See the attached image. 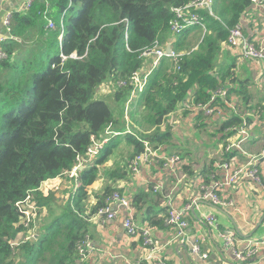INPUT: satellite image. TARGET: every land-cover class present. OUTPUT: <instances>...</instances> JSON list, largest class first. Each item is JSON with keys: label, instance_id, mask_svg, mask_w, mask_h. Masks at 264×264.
<instances>
[{"label": "trees", "instance_id": "trees-1", "mask_svg": "<svg viewBox=\"0 0 264 264\" xmlns=\"http://www.w3.org/2000/svg\"><path fill=\"white\" fill-rule=\"evenodd\" d=\"M188 1L32 0L25 12L12 13L11 37L0 44L5 55L0 59V264H78L76 245L88 231L90 217L107 206L114 184L131 173L129 163L144 151L143 142L153 151L165 146L171 133L168 126L159 129L162 121L180 104L186 110L188 97L193 104L206 103L230 78L223 66H217V57L250 0H214L212 15L199 12L202 26L187 29L171 42L173 51L184 55L179 69L162 58L128 112L124 106L130 87L111 86L108 92L120 115L97 97L105 82L127 80L135 72L142 75V52L156 39L162 43L171 38L172 9ZM48 20L54 28L48 27ZM191 33L193 39L188 37ZM194 41L197 48L192 50ZM72 53L86 55L60 63V55ZM217 104L224 107L221 101ZM137 107L148 114L136 115L138 129H126L125 113L131 119ZM206 118L197 113V126ZM147 121L153 131L143 129ZM120 124L125 129L120 130ZM241 124L237 115L227 117L221 124L226 130L223 140L235 135L231 128ZM106 131L112 135L98 156L78 171V185L72 182L68 198L51 191L43 196V183L69 172L91 145V137L101 140ZM121 143L132 153L117 159ZM232 154L222 158L229 160ZM102 176L103 192L90 194L88 187ZM28 196L51 216L35 240L27 232L34 222L25 228L16 205ZM91 197L95 202L89 209ZM19 234L21 242L12 246Z\"/></svg>", "mask_w": 264, "mask_h": 264}, {"label": "crops", "instance_id": "crops-1", "mask_svg": "<svg viewBox=\"0 0 264 264\" xmlns=\"http://www.w3.org/2000/svg\"><path fill=\"white\" fill-rule=\"evenodd\" d=\"M27 1L32 0H0V44L3 42L2 40L8 38L6 29L3 26L5 15L15 11L25 12L26 7L24 4ZM252 9L257 11L250 5L249 9L245 11L246 15L241 18L239 25L248 40L256 45L264 46V17L260 14L257 19L249 18L248 14ZM170 37L162 42V47L165 51L168 46L173 51L171 42L174 41V37L178 36L171 34ZM188 37L193 39L192 33ZM196 47L197 44L194 41L192 50H195ZM218 57L217 66H223L230 75V78L216 90H224L226 92L227 107H220L218 113L206 116L204 125L198 127L195 122V116L199 113L197 111L199 103L193 104L191 98L188 97V100L186 99L184 102L187 109L183 108L182 117L185 121L181 122V135L177 137L173 130L171 133L172 138L177 141L183 140L186 125H191L200 129L199 135L202 140L216 137L217 141L223 142L225 146L229 140H236L237 136L233 135L226 139L227 141L223 140L226 130L223 132L221 129L222 122L232 114L237 115L242 120L247 119L249 121L246 128L248 135L241 143V151H235L232 154L235 158H232L231 161L237 164H246L249 161H253L264 183V157H262L264 147V65L260 61L243 59L237 50L228 47L226 41L221 43ZM143 59L142 72L152 71L154 69L152 68L153 57L148 56ZM108 83L112 84L113 90L115 89L116 83L108 81L104 84V91L97 95L99 99H106L110 96L105 95L107 94L106 92H109ZM232 88L235 89L233 92H231ZM211 95H209V98ZM107 101L115 114L120 115L121 109H118L114 102ZM124 107L126 108L125 112L130 110L128 109L130 107L129 104L127 107L125 104ZM142 112V108L137 107L131 119L125 115L126 129H138L134 120L136 115L138 117L142 116ZM174 112H177V110ZM143 126L146 127V130H149L151 123L148 121L143 122ZM119 128L120 130L125 129L123 124H120ZM122 144L125 143L120 145ZM172 147L171 145L169 149L167 145L161 146L159 152L162 155L171 156L174 154L179 155L181 150L193 149V147L181 149ZM223 147L221 157L220 152L218 154V149L215 152H211L209 156H205L202 162H181L182 166L186 165L189 167L190 170L187 173L178 172V169L176 172L164 170L157 164L158 162H150V166L141 164L137 174L133 175L130 173L126 179L116 182L113 192L126 196L131 202V207L127 209L117 203H112L110 209L115 212L113 219L108 220L104 216L98 215L90 217L86 233L92 241L94 252L82 261L79 259L78 264H134L143 262L144 253L139 239L128 236L123 226V222L128 215L132 217L134 224L138 228H149L151 237L156 247L159 248V255L164 264H241L235 260L231 251L224 246L218 237V231L222 230H233L236 232V245L242 251L246 249L248 242H261L257 253L244 264H264V187L256 185L248 179L242 181L236 188H229L220 194L224 201L231 203L230 206L225 207L214 206L208 201L198 199L202 182L208 183L210 181L209 177L212 175L221 181L225 177L226 171L214 166L216 160L224 156ZM131 153L132 148L129 147L125 154ZM199 154L200 151L197 152V157ZM178 155L176 156L180 158L181 156L179 155V157ZM112 160L106 164L107 167L112 166ZM58 182L60 184L59 187H57ZM72 182L66 175L48 180V183L54 184L48 185L49 188L47 190L54 192L57 197H64L66 200L73 189ZM54 185L55 187L53 188ZM155 185H160L158 192L151 191V187ZM105 187L104 176H102L90 185L87 191L90 194L100 195ZM45 189L46 187L44 186L42 191ZM66 189H69L68 193H66ZM42 195L47 196L48 194L46 195V193L42 192ZM191 198L196 199V201L186 216L188 222L185 233L186 238L183 242H180L175 236V231L164 224V218L170 205L176 209H181ZM94 202V198L91 197L88 202L89 209ZM208 215H212L215 218V227H209L205 224V217ZM194 241L198 242L201 253L207 256L206 259L191 253V245Z\"/></svg>", "mask_w": 264, "mask_h": 264}, {"label": "built area", "instance_id": "built-area-1", "mask_svg": "<svg viewBox=\"0 0 264 264\" xmlns=\"http://www.w3.org/2000/svg\"><path fill=\"white\" fill-rule=\"evenodd\" d=\"M31 1H27L25 6H30ZM250 4L257 9V11L264 17V0H250ZM213 0H189L184 6L173 8L172 12L174 13V18L169 22V31L173 36L182 35L187 29L195 26H202V18L199 15L200 11H206L212 15ZM22 11V10H21ZM12 13H7L3 19V26L6 29L7 37H11L10 24H11ZM48 27L50 29L54 28V24L51 20H48ZM60 35L58 40L61 41L63 37V23L60 21ZM126 40V37H125ZM3 41V40H2ZM228 47L230 49L237 50L239 55L246 60L260 61L264 65V46L254 44L252 41L248 40L243 34L242 28L240 25H235L233 28L229 29V33L226 39ZM78 57L75 53H72L68 56L60 55V63L63 64L66 59H81L85 56ZM141 56L148 57L152 56V68H155L158 65V62L162 58H168L176 65V70L179 69L178 64L183 59L182 53H176L166 51L162 47L159 39H156L152 47L147 48L142 52ZM5 55L0 51V59L4 58ZM143 68H141V72ZM151 70L146 73L142 72L140 75L138 72L133 73L127 80H118L115 82V86L118 88L130 87L131 92L128 97L127 105L132 101V99L140 93L145 87L147 77L150 74ZM108 91H110L112 84L108 83ZM104 91V83L100 86ZM108 93V92H106ZM226 92L224 90H218L208 99L206 103H199L197 105V111L202 112L205 116H211L215 113H218L220 106L218 102H222L226 106ZM214 104V105H212ZM227 107V106H226ZM248 123L246 119L242 120L240 127H232L231 131H235L236 140H229L226 145L223 147V155L234 154L235 151H241V143L246 139L248 133L246 128ZM112 133L106 131L104 137L101 140H96L93 136L91 137V145L86 149L84 156H78L76 158V164L70 172L65 173V175L73 181L75 186L78 185V171L81 170L85 164L91 163L94 160L100 151L103 149L104 145L108 142ZM144 151L133 158L129 163L130 171L133 175L139 172V166L141 164L156 163L160 165L161 169L168 171H176L177 164L180 161L176 155L165 156L158 154L151 149L148 143L143 142ZM264 157V147L263 154ZM235 156H231L229 160L220 158L219 164L217 165L220 169L226 171L223 181L217 179L214 175L209 177V182H202L199 188L198 199L208 201L214 206H230V202L223 200V197L220 194L224 193L229 188H236L242 181L248 179L256 185L264 187L262 177L259 173V170L253 161H249L246 164H237L232 162L231 159ZM151 162V163H150ZM160 185H155L151 187L152 192H158ZM196 199L191 198L188 200L181 209H176L174 206L170 205L167 209V214L164 218V224L167 227L172 228L175 231V236L180 242H183L186 238V229L188 227V222L186 216L188 212L195 205ZM107 206L101 208L96 215L105 217L106 219H113L115 212L110 209L112 203H117L119 206L130 209L131 202L125 196L121 195L118 192H113L106 199ZM18 211L21 214L19 219L22 221L23 226L28 228L33 220L37 216L35 201L31 197H26L24 202H19L16 204ZM28 213V214H27ZM205 224L209 227H215V218L212 215L205 217ZM125 232L130 237H137L141 243V248L143 250V262H136L134 264H164L161 256L159 255V248L156 247L154 241L151 237L149 228L141 227L138 228L131 216H127L123 222ZM218 237L223 242L224 246L227 247L235 260L241 264L246 263L251 259L258 250V246L261 242L252 241L248 242L245 250H239L237 247V234L233 230H222L218 231ZM32 238V235H31ZM18 243H13L12 246L17 245ZM76 251L79 256V259L82 261L86 257L90 256L94 252L92 246V241L89 235L86 233L76 245ZM191 253L197 255L203 259H206V254L201 253L200 246L197 241H194L191 245Z\"/></svg>", "mask_w": 264, "mask_h": 264}, {"label": "rangeland", "instance_id": "rangeland-1", "mask_svg": "<svg viewBox=\"0 0 264 264\" xmlns=\"http://www.w3.org/2000/svg\"><path fill=\"white\" fill-rule=\"evenodd\" d=\"M249 18L251 19H257L260 16V13L254 9H252L249 12ZM197 48V47H196ZM219 59V57H217V60ZM107 83V82H105ZM104 83V84H105ZM105 95H109L108 93ZM105 101L109 100L111 101L110 96L107 97L106 99H104ZM188 100V98H187ZM108 102V101H107ZM110 106V104H108ZM181 106H183V104H180L177 107V112H174L173 114L169 115L168 117L165 118V120L162 121V125L159 128L161 131H165L166 127L168 126V129L170 130V133H172V131L174 130V134L177 137H180L181 135V122L185 121V119L182 117L183 113H184V109H178ZM130 109V107L128 108ZM146 114H148L147 112H142V117H144ZM125 115L128 117V115L125 113ZM146 127L143 126V129H145ZM153 129V127H150L149 130L146 131H151ZM153 131V130H152ZM200 133V129L196 128V127H192L191 125H186L185 127V136L183 140L177 141V140H173L172 135H171V139L169 142L166 143V145L168 146V148L170 149L171 145L173 146L172 148L174 149H181V148H191L193 147L192 150H181L179 151V156L178 154H174V155H178L180 157V161L177 164V168L178 172H183V173H187L189 169L188 166L186 165H181L180 163H191L193 161H203V158L205 156H209L211 154V152H215L216 150L219 149L218 154L220 152V157L222 156V147L223 142L221 141H217L216 137L214 138H209L207 140H202V138L199 135ZM227 141V140H226ZM220 145V146H219ZM130 146L127 144H122L119 146L118 148V152L116 155V158L119 159L121 157H125L127 156V154H125V152L127 151V149ZM161 147V146H160ZM160 147H158L155 151L158 154H161L160 151ZM200 151L199 156L197 157V152ZM169 156V155H167ZM172 156V155H171ZM215 160V159H214ZM220 158H218L214 164V166H217L219 164ZM75 165L72 166V168L70 169V171L73 169ZM69 171V172H70ZM176 172V171H175ZM54 184V183H53ZM52 183H48V180L46 182L43 183V187L45 186L46 189L43 190L42 192L46 195L50 192V190L48 191L47 189L49 188L48 185H53ZM59 182H58V186L59 187ZM55 187V185L53 186V188ZM69 192V189H66V193ZM56 204V203H55ZM37 211V216L36 218L33 220L34 222V227H32L30 229V231H27L28 233H30V240L32 239H36L38 235V230L42 225H45L47 222H49L51 216L50 214L47 212L46 208H36ZM39 213V216H38ZM28 214V213H27ZM22 234H19V236H17L16 240L13 243H20L22 239ZM32 235V238H31ZM24 239V238H23ZM257 240V239H256ZM12 243V244H13Z\"/></svg>", "mask_w": 264, "mask_h": 264}, {"label": "water", "instance_id": "water-1", "mask_svg": "<svg viewBox=\"0 0 264 264\" xmlns=\"http://www.w3.org/2000/svg\"><path fill=\"white\" fill-rule=\"evenodd\" d=\"M170 50H171V49H170V46H168V47L166 48V52L169 53Z\"/></svg>", "mask_w": 264, "mask_h": 264}, {"label": "bare ground", "instance_id": "bare-ground-1", "mask_svg": "<svg viewBox=\"0 0 264 264\" xmlns=\"http://www.w3.org/2000/svg\"><path fill=\"white\" fill-rule=\"evenodd\" d=\"M25 5V4H24ZM26 7V6H25ZM29 8V6L28 7H26V10Z\"/></svg>", "mask_w": 264, "mask_h": 264}]
</instances>
